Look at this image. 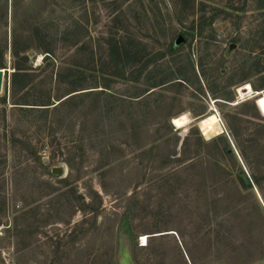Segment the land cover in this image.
<instances>
[{"label": "rangeland", "instance_id": "obj_1", "mask_svg": "<svg viewBox=\"0 0 264 264\" xmlns=\"http://www.w3.org/2000/svg\"><path fill=\"white\" fill-rule=\"evenodd\" d=\"M119 13L132 53L109 58ZM35 25L43 37L16 58L14 32L23 43ZM43 41L57 62L44 59ZM60 60L78 63L64 83ZM19 63L32 74L13 77ZM0 64L10 69L0 92V264H122L124 247L135 264H264V199L255 185L237 187L220 140L234 143L229 124L242 136L246 119L264 124V100L258 108L252 97L264 93V0H0ZM13 79L50 107L60 101L52 89L67 92L73 79L79 92L103 91L23 110L42 106L14 104ZM213 113L223 131L206 137L198 123ZM24 135L29 145L11 142ZM184 137V149L201 146L187 171ZM248 151L255 159L261 148ZM262 151L252 170L264 193Z\"/></svg>", "mask_w": 264, "mask_h": 264}, {"label": "trees", "instance_id": "obj_2", "mask_svg": "<svg viewBox=\"0 0 264 264\" xmlns=\"http://www.w3.org/2000/svg\"><path fill=\"white\" fill-rule=\"evenodd\" d=\"M122 14L119 13V15L117 16V21H121ZM120 17V18H119ZM122 21L119 23H116L115 25L112 26V29L107 32V35L109 36L107 38L106 44H107V49H108V57L113 58V57H118V55L121 54V49H123L126 54L128 55L129 53H132V49L128 46V42L125 39L129 38L130 32L127 29H122L124 28L125 25H121ZM121 25V27H119ZM32 25H30L29 27H31ZM81 26V25H80ZM82 27L84 28V26L82 25ZM126 27V26H125ZM123 31V34H120L119 36L117 35V31ZM68 31V27H66V32ZM28 35L27 38L25 39V41L22 43V41L20 40V38H18V34L16 33V31L14 32V37H13V55L16 58H23L24 59H28V51L30 49L33 48L32 42L34 40V35H40L41 38L43 37L42 34V27L35 25L33 27V31H28ZM76 42V41H75ZM101 42V46L103 48V40L100 41ZM43 43H45V46L41 47L42 50H44L45 52H48L47 55H45L44 59H48V58H52L55 60V62H57L59 59L58 57L55 55V51L53 49V47H51L49 42L43 41ZM87 43H90L87 42ZM86 43V45H87ZM25 61V60H24ZM61 63H63V65H58L57 67V71L55 72V76H56V82L58 83H64L65 80L69 77V76H73L71 75V73H69L68 71H77V68H75L74 65H77L78 63H71L70 61H62L60 60ZM74 64V65H72ZM69 65V66H67ZM73 66V67H72ZM0 67H6L3 66V64H0ZM30 68H25V67H21V64L19 63V65L16 67V70L14 71L13 77H16L18 75H25L26 77L30 76L32 74V72L29 70ZM22 70H26V71H22ZM53 72V73H54ZM74 72L72 74H74ZM119 73H116L114 71L113 75L115 76H120L118 75ZM53 76V75H52ZM28 84H29V80L27 81V87L28 88ZM72 87H69L71 89H66L69 91H65V89H63L61 92L59 91L58 88H53V93H52V97H57L58 100H60L57 104H55L54 106L50 107L49 105L53 104V102H50V100H41V101H30V99H27V94H28V90H25L22 93V88L16 86V81H14L13 79V89H12V100L13 103L16 105H28V104H37V105H41L42 107H23V106H19V108H25L23 110H32V109H39V111H49V109L53 108V110H58L66 105L72 104L74 102L77 101V99H83L86 96L89 95H98L100 92H96V91H103V90H92V91H81L79 92V90L83 89L81 88V85L75 86L76 84H78L76 82V80H72L69 83ZM103 87V85H101ZM98 87V86H96ZM78 88V89H77ZM94 91V92H93ZM74 92V93H73ZM93 92V93H91ZM72 93V94H70ZM103 93V92H101ZM55 94V95H53ZM69 94V95H67ZM65 95H67L65 98H63ZM264 100V95L260 98V101ZM30 102H34V103H30ZM44 106V107H43ZM35 111V110H34ZM172 118H170L168 125L171 128V131H178L179 128H177L173 123H172ZM264 119V118H263ZM240 120H244L241 119ZM246 121L248 123H250V125H252L250 127V131H248V134H246L245 136H242L241 133H239L238 131H236V129H234V127L232 125L229 124L230 126V130L232 132V135L234 137V143L232 144V142H230L228 140L227 137L222 136L220 137V140L224 141V154L228 155L229 157H231V159H233L234 163L236 164V166L238 165V168L240 170V174L241 177L239 179V185L237 187H240L242 189H246V190H250L253 189L254 185L257 186V188L259 189V191L261 192V195L264 199V193H263V185H262V178H263V174H258L255 171H253V168H256V166H260L259 163H261V161H263L262 159V153L264 150V145H263V141H264V124H260L257 122H253L251 120L246 119ZM188 125V124H187ZM186 126V125H185ZM184 127V126H183ZM181 127V128H183ZM187 138L184 137L182 140L183 145H181V155H186V157L188 156L187 154L189 153L190 157H187V159L189 158V162L191 161V163L189 164L188 161H186L187 163L185 164L186 167L185 170L183 169L182 171H187L190 170L191 167H194L196 165V162H194V160L196 159V157L200 156L199 155V150H201V146L200 144H203L202 146H204V144L209 145L210 142L209 141H205V139H203V137L201 135H198V143L199 146L197 147V149L195 151H191L190 148H188L187 150L184 149V143H186ZM11 142L12 143H19V144H26L29 145V136L28 135H24L22 137H18V136H13L11 138ZM181 143V144H182ZM6 145V143H5ZM179 145V144H178ZM178 145H176L175 147H177ZM249 146H253V147H259L261 148L260 153L257 155V157L255 159H253L248 151V147ZM177 153V151H176ZM198 154V155H197ZM186 159V160H187ZM243 166H245V168L249 167V170H251L250 175H246L243 170ZM173 173L177 174L178 172L175 170L172 171ZM253 191H255L253 189ZM260 200V199H259ZM264 201V200H263ZM263 201L260 200V202L262 203ZM264 203V202H263ZM262 203V205H263ZM264 206V205H263ZM237 208V207H234ZM240 209H237V211H239ZM192 260V259H191ZM193 261V260H192ZM194 264V263H193Z\"/></svg>", "mask_w": 264, "mask_h": 264}, {"label": "bare ground", "instance_id": "obj_3", "mask_svg": "<svg viewBox=\"0 0 264 264\" xmlns=\"http://www.w3.org/2000/svg\"><path fill=\"white\" fill-rule=\"evenodd\" d=\"M263 95H264V93L262 92V93H260L258 95H254L252 97H256V98H259L260 97L261 98ZM258 108H260V106H258ZM172 122L174 124V118H173V121ZM183 122L185 123L186 120H183L182 123ZM199 125L201 127V130H202L203 134L206 137H210L212 135L219 134V133H221L223 131V127H222V125L220 123V118H219V116L216 113L209 114V115L205 116L204 118H202L201 122H199ZM176 127H178V126L176 125Z\"/></svg>", "mask_w": 264, "mask_h": 264}, {"label": "water", "instance_id": "obj_4", "mask_svg": "<svg viewBox=\"0 0 264 264\" xmlns=\"http://www.w3.org/2000/svg\"><path fill=\"white\" fill-rule=\"evenodd\" d=\"M8 71H10L9 68H6V67H0V92H1V90H2L3 83H4V80H5V77H6V74H7ZM259 100H260V97H259V98H256V97H255V103H256L257 106H259V105H258V104H259V103H258ZM172 121H173V119H172ZM198 125H199V123H198ZM199 126H200V125H199ZM52 172H53L54 174H63L64 169H63V167H61V166H56V167H53ZM261 200H262V198H261ZM122 249L124 250V256H123V257H124V261H123L122 264H135L134 261L132 260V258L130 257V255H129V254L127 253V251L125 250V247L122 248Z\"/></svg>", "mask_w": 264, "mask_h": 264}]
</instances>
